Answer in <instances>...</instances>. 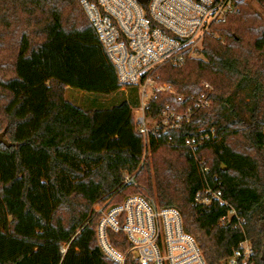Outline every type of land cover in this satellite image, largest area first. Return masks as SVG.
<instances>
[{"label": "trees", "instance_id": "1", "mask_svg": "<svg viewBox=\"0 0 264 264\" xmlns=\"http://www.w3.org/2000/svg\"><path fill=\"white\" fill-rule=\"evenodd\" d=\"M212 30L226 43L208 34L201 57L157 69L183 101L160 93L148 111L183 110L202 82L211 104L181 128L161 130L152 164L142 163L137 88L122 89L80 0H0V131L13 143H0V264H119L99 246L94 206L132 191L176 208L207 264H222L245 239L264 264V21L244 2ZM67 88L91 95L90 104L69 100ZM204 134L194 151L185 145ZM201 162L240 225L233 217L219 226L229 205L194 203L205 184ZM134 173L137 184H126ZM109 238L118 251L129 248L123 233Z\"/></svg>", "mask_w": 264, "mask_h": 264}, {"label": "built area", "instance_id": "2", "mask_svg": "<svg viewBox=\"0 0 264 264\" xmlns=\"http://www.w3.org/2000/svg\"><path fill=\"white\" fill-rule=\"evenodd\" d=\"M247 0H80L91 25L106 54L115 66L122 89L137 88L139 105L133 107L137 131L143 137L142 163L152 152V139L161 130L179 129L190 121L194 112L211 104L207 92L193 98L183 110L167 105L153 116L148 107L160 93H170L183 101L171 83L162 81L157 69L162 64L182 66L191 58L201 57L204 40L214 34L212 25L224 22ZM220 43L225 39L214 34ZM206 87H209L206 84ZM209 134L200 139L187 138L185 145L191 150L203 144ZM200 169L205 184L198 190L194 203L208 206L214 201L229 205L220 217L219 226L232 223L240 225L237 210L223 198L217 176L207 178L210 168L203 162ZM134 174L125 175L126 184H137ZM100 215L96 234L103 252L119 264H207L193 236L183 225L180 212L173 207H162L152 197L140 194L126 196L123 201L111 199L94 206ZM109 231L123 233L129 248L116 249L109 238ZM67 246L62 247L65 253ZM222 264H256L255 250L249 239L232 248Z\"/></svg>", "mask_w": 264, "mask_h": 264}, {"label": "rangeland", "instance_id": "3", "mask_svg": "<svg viewBox=\"0 0 264 264\" xmlns=\"http://www.w3.org/2000/svg\"><path fill=\"white\" fill-rule=\"evenodd\" d=\"M246 3L248 5H250L252 7V9L254 10V12L256 13V15L262 20L264 21V7L261 6L256 0H247ZM223 36V35H222ZM224 37V36H223ZM225 39V37H224ZM225 43H226V39H225ZM224 43V44H225ZM5 74L1 73V75L3 76H9L10 74H12V72L9 70V71H6L4 72ZM206 84L207 82H202V85L206 88V90H212V87H206ZM205 88L202 90L203 92L205 91ZM122 94H118L116 96H110L108 98H105V99H101V100H104L103 102H105L106 104H110V102L112 101H115L119 98H121ZM66 97L77 103V104H81V105H89L90 104V101L92 99L91 95L85 93V92H82L80 90H77V89H71V88H67L66 89ZM162 155L165 156V154L163 153ZM146 160L152 164V160H153V154L151 152V154L146 158ZM128 194H137V192H128ZM156 200V199H155ZM157 201V200H156ZM121 252V251H120ZM124 253V252H122Z\"/></svg>", "mask_w": 264, "mask_h": 264}, {"label": "water", "instance_id": "4", "mask_svg": "<svg viewBox=\"0 0 264 264\" xmlns=\"http://www.w3.org/2000/svg\"><path fill=\"white\" fill-rule=\"evenodd\" d=\"M144 1V0H141ZM0 143L5 144L6 146H11L13 143L10 142L7 138H6V130H2L0 131Z\"/></svg>", "mask_w": 264, "mask_h": 264}]
</instances>
